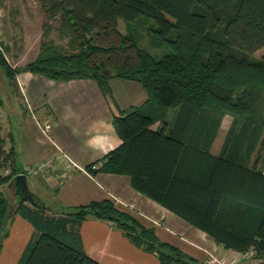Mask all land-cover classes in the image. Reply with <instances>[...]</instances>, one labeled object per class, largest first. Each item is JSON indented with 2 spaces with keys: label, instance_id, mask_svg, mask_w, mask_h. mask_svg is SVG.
I'll return each instance as SVG.
<instances>
[{
  "label": "trees",
  "instance_id": "trees-1",
  "mask_svg": "<svg viewBox=\"0 0 264 264\" xmlns=\"http://www.w3.org/2000/svg\"><path fill=\"white\" fill-rule=\"evenodd\" d=\"M63 45L43 41L34 61L12 67L0 48V69L9 80L31 71L55 80L92 78L110 95L111 76L131 79L147 99L113 117L122 143L99 169L130 176L138 191L204 231L216 244L264 257V171L249 163L264 129V0H37ZM55 20L51 25L47 20ZM148 21L149 44L129 33ZM47 22V23H46ZM53 45H52V44ZM50 44V45H49ZM107 70L110 71L108 75ZM173 108L169 121L162 117ZM233 118L218 154L209 152L224 113ZM159 120L161 126L152 129ZM0 134V185L19 171L13 142ZM264 149V146H262ZM88 171L95 173L92 165ZM9 202L0 190V252ZM18 212L35 228L16 264H101L84 252L76 229L88 215L113 222L136 246L162 264H204L161 241L108 200L48 214L21 203Z\"/></svg>",
  "mask_w": 264,
  "mask_h": 264
},
{
  "label": "crops",
  "instance_id": "crops-1",
  "mask_svg": "<svg viewBox=\"0 0 264 264\" xmlns=\"http://www.w3.org/2000/svg\"><path fill=\"white\" fill-rule=\"evenodd\" d=\"M16 80L27 113L18 141V173L25 174L28 189L43 201L48 214L59 215L91 201L108 199L116 209L152 227L158 239L199 262L204 263L211 255L241 262L244 252L216 244L204 231L134 188L128 174L99 169L102 158L121 141L113 117L129 107L143 105L147 99L139 82L111 76L108 95L92 78L55 80L21 71ZM161 125L154 123L151 128ZM215 139L209 147L214 155L223 143L213 150ZM94 163L98 168L91 173L87 167ZM7 185L13 201L15 185ZM22 203L35 205L28 200ZM18 205L17 202L14 208ZM10 218L2 240L0 264H16L35 232L20 213L13 212ZM76 229L86 255L101 264H162L155 253L134 245L109 220L88 215Z\"/></svg>",
  "mask_w": 264,
  "mask_h": 264
},
{
  "label": "rangeland",
  "instance_id": "rangeland-1",
  "mask_svg": "<svg viewBox=\"0 0 264 264\" xmlns=\"http://www.w3.org/2000/svg\"><path fill=\"white\" fill-rule=\"evenodd\" d=\"M45 21L46 18L38 6L37 0H0V48L12 67H23L34 61L36 56L42 52L40 45L43 41L51 40L55 45H63L65 43V40L57 37V33L54 29L46 32ZM47 22L51 25L56 24L55 20L52 19L47 20ZM149 24L148 21L140 19L127 27L123 21L119 20L118 28L122 33L131 34L136 42L149 52L160 53L163 50L162 48L155 49L149 44ZM262 55H264V47L258 49L253 54V57L258 59ZM173 111V108L164 111L162 117L165 121L171 119ZM26 115L27 113L24 109V102L21 98L20 87L16 80V75L15 80H9L4 71L0 69V134L5 139L4 147L6 150L12 145V140L14 151L18 154L20 130L22 126H24ZM31 117V115L28 116L29 119ZM232 118L233 116L230 113H224L220 126L217 129L218 131L216 134L218 135L215 137V148L213 147V150H217L221 144L220 142H223ZM154 123L161 124L159 120ZM262 146H264V129H262L261 140L250 157V164L253 162L255 163L257 161L256 159L259 160L264 156V149H262ZM257 166L264 171V162H257ZM16 168H18L17 163ZM10 172V169L7 167L0 168V174L2 175ZM7 184L8 183L0 185V190H2L7 197L10 210L14 207L11 205V187ZM10 219L9 217L4 225L6 230L8 229ZM206 260L204 264H206Z\"/></svg>",
  "mask_w": 264,
  "mask_h": 264
},
{
  "label": "water",
  "instance_id": "water-1",
  "mask_svg": "<svg viewBox=\"0 0 264 264\" xmlns=\"http://www.w3.org/2000/svg\"><path fill=\"white\" fill-rule=\"evenodd\" d=\"M108 75H110V71L107 70ZM9 184H14L15 185V193H16V198L12 201L13 207L14 205L18 202L19 205L25 201L28 200L32 203H34L38 207H45L43 201L33 192H31L28 189L27 183H26V176L25 174L18 173L14 175L11 180L9 181ZM15 208H11L8 210V215L5 220V223L7 222V219L12 216Z\"/></svg>",
  "mask_w": 264,
  "mask_h": 264
},
{
  "label": "built area",
  "instance_id": "built-area-1",
  "mask_svg": "<svg viewBox=\"0 0 264 264\" xmlns=\"http://www.w3.org/2000/svg\"><path fill=\"white\" fill-rule=\"evenodd\" d=\"M0 32H1V28H0ZM44 164L46 163H43L41 165ZM92 168L97 169L98 165L95 163L92 165ZM240 259L241 262L237 263L238 259L235 258H232L231 260L227 261L223 257H217L216 255H211L209 258H207L206 264H264V257H256L255 250L252 247L244 251Z\"/></svg>",
  "mask_w": 264,
  "mask_h": 264
},
{
  "label": "clouds",
  "instance_id": "clouds-1",
  "mask_svg": "<svg viewBox=\"0 0 264 264\" xmlns=\"http://www.w3.org/2000/svg\"><path fill=\"white\" fill-rule=\"evenodd\" d=\"M119 143H122V141H118ZM90 146V145H89Z\"/></svg>",
  "mask_w": 264,
  "mask_h": 264
}]
</instances>
